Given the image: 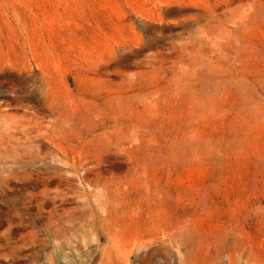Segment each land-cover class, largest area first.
I'll return each mask as SVG.
<instances>
[{"label":"rangeland","instance_id":"rangeland-1","mask_svg":"<svg viewBox=\"0 0 264 264\" xmlns=\"http://www.w3.org/2000/svg\"><path fill=\"white\" fill-rule=\"evenodd\" d=\"M0 264H264V0H0Z\"/></svg>","mask_w":264,"mask_h":264}]
</instances>
